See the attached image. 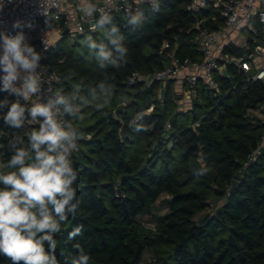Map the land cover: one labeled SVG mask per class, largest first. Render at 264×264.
Here are the masks:
<instances>
[{
	"label": "trees",
	"instance_id": "trees-1",
	"mask_svg": "<svg viewBox=\"0 0 264 264\" xmlns=\"http://www.w3.org/2000/svg\"><path fill=\"white\" fill-rule=\"evenodd\" d=\"M188 2L160 0L158 10L146 7L135 32L129 19L111 15L128 49L120 68L99 69L94 57L76 51L77 43L66 47L64 34L40 62L59 76L64 94L87 96L101 82L112 86L110 103L100 110L84 106L87 117L79 126V120L67 117L83 138L72 157L80 206L56 237L61 264L76 254L77 243L90 255L89 264H141L146 251L152 253L147 264H264V157L244 166L264 132V119L248 113L264 106V86L245 81L228 66L227 77H215L218 93L198 83L190 107L181 111L173 82H166L157 97L161 83L131 80L132 73L149 75L167 63L164 40L177 42L179 58H198ZM214 14L199 13L208 30L222 23L220 18L209 22ZM86 33L104 38L97 30L76 37ZM226 52L238 55L241 50ZM122 95L131 96L128 104L119 100ZM121 104L124 109L114 113ZM92 118L93 123L84 124ZM165 123L170 125L167 133ZM137 124L145 130L137 132ZM0 131L5 133L0 163H6L12 155L8 141L23 130L2 123ZM231 180L239 184L228 195ZM212 198L221 201L215 210ZM157 202L166 211L151 216L153 228H146L140 217L150 216ZM81 225L82 235L68 240V232ZM0 264L10 261L0 258Z\"/></svg>",
	"mask_w": 264,
	"mask_h": 264
},
{
	"label": "clouds",
	"instance_id": "clouds-1",
	"mask_svg": "<svg viewBox=\"0 0 264 264\" xmlns=\"http://www.w3.org/2000/svg\"><path fill=\"white\" fill-rule=\"evenodd\" d=\"M80 11L87 17L99 13L93 27L103 32L104 38L88 35L81 42L97 67H122L127 62L128 49L111 14L93 3ZM143 22V12L132 14L128 20L130 31L135 32ZM44 23L50 27L48 20ZM25 28L32 30L33 22L14 21V36L0 31V93L6 94L0 100V121L6 128L24 130L23 135L8 141L12 155L0 165V258L10 264H61L56 237L80 206L73 187L78 172L72 157L80 150L78 142L83 138V133L66 123L64 117L80 120L84 106L100 110L103 104L110 103L112 86L101 82L88 90L87 97L46 91L38 72L44 57L30 44ZM34 96L35 102L22 103ZM30 124L38 127H26ZM142 130L143 125L137 124L136 131ZM82 231V225L73 227L67 239L75 240ZM74 248L76 254L66 257L64 264H89L90 255L84 248L79 243Z\"/></svg>",
	"mask_w": 264,
	"mask_h": 264
},
{
	"label": "built area",
	"instance_id": "built-area-1",
	"mask_svg": "<svg viewBox=\"0 0 264 264\" xmlns=\"http://www.w3.org/2000/svg\"><path fill=\"white\" fill-rule=\"evenodd\" d=\"M159 1L0 0V31H7L14 36L16 34L12 29L14 21H32L34 28L32 30L25 28L23 31L29 38L30 44L34 40L40 41L39 52L45 58V53L53 46L48 40V32L46 31L48 27L45 26V20L50 22V27L55 26L56 33L61 36L64 30L67 31V36H76L85 31H95L93 25L95 20L99 18V13L87 17L80 11L82 7L86 8L89 3L96 4L98 8L104 9L111 15H119L124 20H128L137 11L144 13L146 7H156ZM185 10L194 17L191 29L196 32L193 42L198 58L196 60L188 57L179 58L176 55L177 42L174 41L171 45L164 40L161 47L163 50H168L167 63L161 70L154 71L149 75L132 73V81H143L147 85L154 82L162 85L168 81L173 82L174 87H176L175 92H178L177 103L183 102L187 109L196 96L198 83L208 90L215 93L219 92L215 77H227L228 66L241 72L245 76V81L258 82L264 86V0H189ZM202 11L216 13L208 19L209 22L214 24L216 18H220L222 23L217 28L208 30L203 27L204 19L199 17V13ZM41 12L45 15H41ZM62 18L63 23L59 27ZM91 21L94 23L90 24ZM243 32H247L249 37L242 38ZM33 34L37 36L34 37ZM227 48L240 49L241 53L235 55L226 52ZM38 72L42 86L46 91L63 93L59 87L60 78L55 72L49 71L45 66L38 69ZM5 95L0 100L4 99ZM36 99L37 97L34 96L28 101H22V103L31 104ZM179 109H183V107H179ZM151 110L152 106L146 111L149 113ZM64 120L66 123L72 124L67 117H64ZM2 123L0 121V124ZM26 127L35 128L38 127V124H30ZM169 130V123H165L164 132L167 133ZM1 134L0 132V136ZM260 156L264 157V132L256 147L247 155L244 166Z\"/></svg>",
	"mask_w": 264,
	"mask_h": 264
},
{
	"label": "rangeland",
	"instance_id": "rangeland-1",
	"mask_svg": "<svg viewBox=\"0 0 264 264\" xmlns=\"http://www.w3.org/2000/svg\"><path fill=\"white\" fill-rule=\"evenodd\" d=\"M98 19V18H97ZM96 19V20H97ZM71 26H73V23H71ZM56 27L55 26H52V27H48L46 28V31L48 32V40L49 42L54 45L62 36L58 33H56ZM101 36L104 37V33L103 32H100ZM90 34L86 33L83 38H77L76 36H72V35H66L64 36V40H63V43L66 47H70L74 42L78 44V47H76V51H78L79 53L83 54L86 56L87 59H92L93 57L90 56L89 54V51L87 49V47L82 44L81 42L85 39L86 36H88ZM34 37H36L37 35L36 34H33ZM249 35L247 32H243L242 33V38H248ZM164 85H161L159 91H157V97H159L160 93L162 92V90L164 89ZM176 90V87H174L173 85V91L174 93H178V92H175ZM82 96H85V95H82ZM87 97V96H85ZM130 98L131 96L130 95H122L120 96L119 100H121L123 103H126L128 104L129 101H130ZM177 105L183 109H178V110H181V111H186L187 110V106H184L183 102H178ZM150 108V107H149ZM145 113L147 114V111L145 110ZM249 115L250 116H255V117H258L259 119H264V115L263 113L259 112H256L255 110H250L249 112ZM82 118L79 120L80 123H77V126H79L82 121L86 120V117H87V114L85 112H82ZM262 115V116H261ZM95 120V118H92L90 119L89 121H85L84 124H90V123H93ZM3 135L5 134L4 132L0 131ZM3 148V144L0 143V150ZM2 156V153H0V158ZM4 163H0V165H2ZM212 204H213V210H215V207L219 206L221 204V201H216L214 200L213 198L211 199ZM166 211V208L163 207L160 202H157L152 208H151V215L150 216H142L140 217V221L141 223L143 224L144 227L146 228H153V221H152V217L153 215L154 216H159V215H163ZM152 216V217H151ZM198 219V218H197ZM152 260V253L150 251H146L143 255V259H142V262L141 264H147L148 262H150Z\"/></svg>",
	"mask_w": 264,
	"mask_h": 264
},
{
	"label": "water",
	"instance_id": "water-1",
	"mask_svg": "<svg viewBox=\"0 0 264 264\" xmlns=\"http://www.w3.org/2000/svg\"><path fill=\"white\" fill-rule=\"evenodd\" d=\"M62 23H63V18L61 19V21H60V23H59V27H61ZM93 23H94V21H91L90 24H93ZM63 34H64V35H67V31L64 30ZM31 45L34 46L35 49H36V51L39 52V49L41 48V45H40V41H39V40H34V41H32V42H31ZM3 95H5V93H0V98H1ZM124 106H125L124 104L119 105V106L115 109L114 113H117V112L123 110V109H124ZM238 184H239V182H238L237 180H231V182H230V187H229V189H228V191H227V194L229 195V194H230V193H231V192H232V191L238 186Z\"/></svg>",
	"mask_w": 264,
	"mask_h": 264
},
{
	"label": "crops",
	"instance_id": "crops-1",
	"mask_svg": "<svg viewBox=\"0 0 264 264\" xmlns=\"http://www.w3.org/2000/svg\"><path fill=\"white\" fill-rule=\"evenodd\" d=\"M264 109V106L263 107H260L259 109H256L255 111L256 112H258V114H259V112H261L262 113V110ZM264 115V114H263ZM262 116V115H261ZM255 117V116H254ZM256 118H258V117H256Z\"/></svg>",
	"mask_w": 264,
	"mask_h": 264
}]
</instances>
